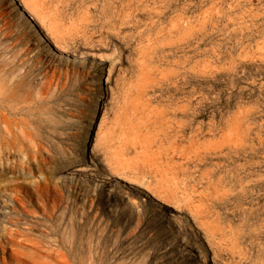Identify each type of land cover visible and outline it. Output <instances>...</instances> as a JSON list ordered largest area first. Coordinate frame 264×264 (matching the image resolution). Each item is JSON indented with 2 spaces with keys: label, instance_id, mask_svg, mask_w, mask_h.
Returning <instances> with one entry per match:
<instances>
[{
  "label": "rangeland",
  "instance_id": "obj_1",
  "mask_svg": "<svg viewBox=\"0 0 264 264\" xmlns=\"http://www.w3.org/2000/svg\"><path fill=\"white\" fill-rule=\"evenodd\" d=\"M0 104V264H264V0H0Z\"/></svg>",
  "mask_w": 264,
  "mask_h": 264
},
{
  "label": "bare ground",
  "instance_id": "obj_2",
  "mask_svg": "<svg viewBox=\"0 0 264 264\" xmlns=\"http://www.w3.org/2000/svg\"><path fill=\"white\" fill-rule=\"evenodd\" d=\"M24 10H27L25 5L23 6ZM28 11V10H27ZM55 43V42H54ZM53 43V44H54ZM56 49L59 51L66 52V49L64 45H61L60 43H55ZM3 99V98H2ZM1 99V100H2ZM7 99V98H6ZM10 102V101H9ZM12 104V103H11ZM1 105V104H0ZM4 106V105H3ZM5 107V106H4ZM10 109L7 107V110ZM14 109V108H13ZM25 110V109H24ZM19 124V123H18ZM21 126V124H19ZM30 125V124H29ZM19 132L17 130L15 131L14 128L11 125V120L6 115V110L4 108L0 107V132L1 137L5 142H15L18 139H28L29 133L25 127H19ZM18 129V128H17ZM21 137V138H20ZM71 167V166H70ZM129 181V180H128ZM132 181V180H131ZM130 182V181H129ZM131 183V182H130ZM136 184V183H135ZM144 188V187H143ZM4 201V200H3ZM170 212V211H169ZM172 213V212H171Z\"/></svg>",
  "mask_w": 264,
  "mask_h": 264
}]
</instances>
